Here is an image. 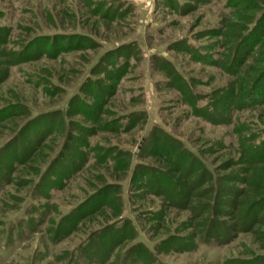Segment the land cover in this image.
Masks as SVG:
<instances>
[{
    "label": "rangeland",
    "instance_id": "obj_1",
    "mask_svg": "<svg viewBox=\"0 0 264 264\" xmlns=\"http://www.w3.org/2000/svg\"><path fill=\"white\" fill-rule=\"evenodd\" d=\"M90 1L101 2V18L92 13L94 5L91 6ZM226 2L0 0V26L11 30L10 48L16 49L19 44L41 35L81 34L92 40L91 48L64 54L56 60L42 58L9 69L8 77L0 84V108L19 101L27 106L29 113L13 118L15 124L12 120L0 123V146L30 117L58 110L65 112L69 100L79 93L98 62L112 76L123 73L112 88V95L104 99L106 104L101 114V119L110 122L111 128H115L117 121L123 122L122 127L118 132L108 129L87 138L90 146H101V166L93 167L92 159L83 164L82 157L74 158L70 171L73 176L65 180L62 188L55 185L48 189V185L38 190L37 175L31 166L14 164L12 173L2 166L3 162L0 165V264H89L84 254L73 256V251L90 232L100 227L109 229L108 226L115 224L118 228L124 223L128 227L123 235L120 231L112 234L115 238L123 236V240L113 249L101 245V264H226L231 259L250 261L255 255L264 256V240L240 231L241 226L237 231L225 230L221 234L225 241L221 244L217 241L202 243L199 240L202 236L198 235L208 223L204 221L206 216L201 218L202 213L199 216L194 207L200 204L203 207L214 198L211 186L219 190L233 186L246 191L242 187L245 185L232 181L247 178L251 172L245 173L247 167L239 160L241 136L244 142L252 134L257 141L264 137V105L232 114L228 125L208 124L196 118L191 107L194 99L199 102L200 98L226 87L233 80L218 67L222 60L221 39L207 33L222 24L230 26V32H237L232 31L235 25L247 24L237 15L238 11L226 7ZM180 43L197 49L202 56L207 54L208 63L197 62L192 54L178 49L176 46ZM118 48H126V51L113 56L111 52ZM173 76L181 77L180 81L187 83L191 94L179 89L178 79ZM98 78L106 81L108 87L116 79L102 75ZM204 102L200 101L199 105ZM131 118H137L134 124ZM69 120L80 122V126H93L82 116ZM51 121L40 125L38 133L34 131L28 137L35 140L36 134H49L55 122ZM153 132H161L184 145L213 173L214 180L208 182L206 177L203 185L190 193L192 198L185 199L181 195L176 201L179 209L169 207L165 199L155 198L147 190H136L134 186L140 178L136 177L135 184L131 182L133 169L138 164L160 170L165 167L160 161L162 156L159 158L154 153L156 148H161L162 141L155 138V144H159L156 148L147 142ZM63 138L64 132L49 136L43 141L41 151L53 156ZM143 139L145 145L149 144L146 148ZM167 152L170 155L168 148ZM109 153L113 160L105 164L103 158ZM232 161L235 163L231 167ZM78 166L83 168L77 172ZM175 172L174 176L183 183V192L193 183V186L199 185L198 172L190 178L187 172ZM99 177L101 188L114 187L110 186L114 191L107 195L101 216L86 221V225L54 243L52 220L57 222L92 194L95 186H100ZM230 191L235 193L233 189ZM238 199L242 198L226 197L232 204ZM220 210L226 212L224 214L235 213L231 207H220L215 216ZM221 218H225L222 227L233 224L231 219ZM259 225H255L257 230L264 229ZM176 236L191 239L185 242H192L195 248L187 251L170 247L169 240ZM136 251L143 255L135 256Z\"/></svg>",
    "mask_w": 264,
    "mask_h": 264
},
{
    "label": "trees",
    "instance_id": "obj_2",
    "mask_svg": "<svg viewBox=\"0 0 264 264\" xmlns=\"http://www.w3.org/2000/svg\"><path fill=\"white\" fill-rule=\"evenodd\" d=\"M192 1L206 3L208 0ZM263 1H261V4L257 0H227L226 7L238 11L237 15H241L242 19H244V22H247V24L240 27L235 25V30L232 31L237 32H230L232 28L223 24L221 27L207 32L209 36L221 39L219 44L222 48V54L220 56L222 60L218 67H220L224 73L233 77V80L226 87L217 89L205 98H200L199 102L205 101L203 105H199L197 99L191 101V107L196 118L211 125H228L230 124L232 114L241 113L264 105ZM89 4L91 6L94 5L92 13L101 18V2L90 1ZM225 28L229 29L226 30ZM10 33L11 30L9 27L0 26V84L8 77L9 69L14 66L35 62L42 58L56 60L64 54L92 47V40L87 36L81 34H54L36 36L33 39L19 44L18 48L15 49L9 47L11 44ZM205 36H207V34ZM223 39H225V42H223ZM176 47L192 54L197 62L206 64L209 61L207 54L202 56L201 52L189 45H185V43H180V45ZM125 49L126 48H118L111 53H114V56L117 53L125 52ZM214 64H216V62H214ZM166 71L170 72L169 69ZM122 74L120 72L118 77L112 76L111 73L106 70V67L102 68L101 62H98L91 70L90 77L87 78L79 89V93L69 100L65 112L58 110L52 114L44 113L35 117H30L20 129L16 130L14 134L0 146V165H2L3 162L4 164L2 166L5 167L7 172L12 173L14 171L13 168H15L14 164L23 167L27 165L31 166V169L36 172L37 175L36 180L38 181L36 182V187L38 190L43 187L47 188L48 185V189L53 186L55 187V185H60L62 188L66 182L65 180L73 176L70 171L71 166L75 164L74 158L82 157L83 164H86L92 159L93 167L96 165L101 166V146L98 144L93 147L90 146L87 138L94 137L98 132L108 131V129L118 132L122 127L123 122L121 121H117L115 128H111L110 122L101 119V114L103 113L102 109L106 104L104 99L112 95V88ZM99 75L111 80L116 79L113 85L108 87L106 81L98 78ZM173 77L178 79L177 86H179V89H185V91L190 92L187 83L180 81L181 77ZM173 82L175 83L176 80ZM28 113L29 109L27 106L19 103V101L13 104L9 103L0 108V123L12 120L11 122L15 124L13 118L27 116ZM223 114H225L224 118L222 117ZM75 116H82L85 120L91 122L93 126H80V122L77 121L75 123L69 120ZM49 119L55 121H51L53 125L49 134L46 133L43 135L42 133L40 134L41 137L36 134L34 135L35 140H32V136L28 137L29 134H32L34 131L38 133L40 125L47 123ZM67 120H69V123H66ZM136 120L137 118H135V120L131 118V124H134ZM72 124L76 125V127H73ZM126 127H128V125L125 126L124 129ZM242 131L243 130L239 132L242 133ZM60 132H64L63 143L60 149L57 150L53 156L45 155L41 151L43 141L53 134H60ZM155 138L162 141L163 145L160 144L161 148L159 149L156 148L159 144H155ZM261 139L262 140L257 141L256 136L252 134L245 139V142L243 141V136H241L240 142L238 143V148L241 150L239 160L242 165L247 167L244 169V172H251H249L247 178H240L232 181L245 185L242 187H245L246 191L240 190V188H234L233 186H228L219 190L218 188L215 189L214 185L210 187L211 191L212 189L214 191V198L212 197L209 203H204L203 207H201V204L194 207L195 211L199 213V216L200 213H202L200 216L201 218L206 216L204 221L208 223V226L204 228L202 226V230L198 234L202 236L201 239H199L202 243L217 241L221 244L225 241L221 234L227 229L237 231V227L239 226L242 228L240 231L258 235L264 240V229L257 230L258 228L256 229L255 227V225L260 224L259 226L264 228V137ZM143 142L145 145L146 140L143 139ZM147 142L151 143H149L150 145L147 143L145 148L148 145L156 148V152L154 153L158 155L157 157L159 158L162 156L160 161L165 167L160 170L149 166L144 167L141 164L136 165V168L133 169L131 178L133 184L136 183V177L141 179L137 182L138 184L134 186L136 190H147L153 197L165 199L169 207L179 209V205L176 204V201L181 198V195H184L185 199L192 198L190 197V193L197 191V189L203 185L206 177L209 179L208 182L214 180L213 173L205 168L204 162H202L197 155H191L184 145L181 146L179 142L175 141L170 136L161 132H153V134L147 137ZM167 148L170 151V155L167 152ZM9 159H11L12 162H9ZM103 159L105 164L113 160L110 153ZM234 163L232 161L229 165L232 167ZM39 165L44 166L41 169L38 167ZM82 168L83 167L78 166L75 168V171L78 172ZM172 169L181 173L187 172L186 176L189 178L192 177L195 172H198V176L201 178L200 181L197 182L199 185L193 186V183L183 192L181 188V186L183 187V183L174 176L176 172ZM235 179H237V177ZM21 181L22 180H19V182ZM98 182L100 186H95L94 192L88 195L82 203L62 216L57 222L52 220L50 228L53 233L52 238L54 243L68 237L71 232L78 230L79 227L86 225V221L95 220L97 216H101V207L105 206L107 195L111 194L114 190H111V185H106L101 188V177H99ZM215 184L217 186V180ZM231 189H233L235 193L230 191ZM228 196H240L242 199H238L232 204L226 201V197ZM220 207L221 209L231 207L235 213L224 214L226 212L220 210L217 216H215V211L220 209ZM161 217H163V215ZM221 217L231 219L233 224L229 227H222L224 224L223 219L225 218ZM115 225L108 226L109 229H106L107 227L101 229L100 227L90 232L87 239L73 251L72 255L84 254L86 259L89 260V264H101V261H99L102 254L101 245L106 247L109 246L113 249L117 242L119 243L123 240V236H116L115 238L112 234L116 231H120L123 235L125 229L128 227L127 223H124L118 228H116ZM187 240L191 239L176 236L171 238L168 243L170 247H181L180 249L187 251L195 248V244H191L192 242L188 244L185 242ZM111 249L107 252L109 253ZM141 254L142 253L139 251H136L134 255L142 256L143 254ZM251 259L250 261L231 259L227 260L225 263L264 264V256L255 255Z\"/></svg>",
    "mask_w": 264,
    "mask_h": 264
}]
</instances>
